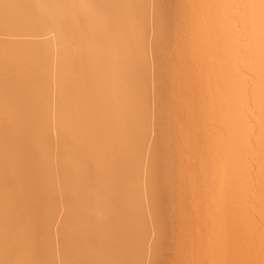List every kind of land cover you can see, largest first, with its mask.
Listing matches in <instances>:
<instances>
[{
    "label": "bare ground",
    "instance_id": "6f19581e",
    "mask_svg": "<svg viewBox=\"0 0 264 264\" xmlns=\"http://www.w3.org/2000/svg\"><path fill=\"white\" fill-rule=\"evenodd\" d=\"M0 264H264V0H0Z\"/></svg>",
    "mask_w": 264,
    "mask_h": 264
}]
</instances>
